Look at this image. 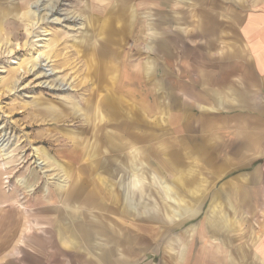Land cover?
Segmentation results:
<instances>
[{
    "label": "rangeland",
    "instance_id": "rangeland-1",
    "mask_svg": "<svg viewBox=\"0 0 264 264\" xmlns=\"http://www.w3.org/2000/svg\"><path fill=\"white\" fill-rule=\"evenodd\" d=\"M119 2L122 13L108 8L116 0H0V264H34L29 246L43 225L85 222L40 217L32 235L43 205L86 211L90 256L99 264H201L211 246L226 264H264V242L248 256L239 248L254 240L258 210L209 200L218 188L213 171L197 167L195 153L164 145L162 115L151 112L149 130L137 96L138 85L147 97L148 60L151 102L168 77L163 57L147 49V13L193 19L198 11ZM81 181L93 206L72 198L84 193ZM69 231L62 242L66 236L80 249V233Z\"/></svg>",
    "mask_w": 264,
    "mask_h": 264
},
{
    "label": "crops",
    "instance_id": "crops-1",
    "mask_svg": "<svg viewBox=\"0 0 264 264\" xmlns=\"http://www.w3.org/2000/svg\"><path fill=\"white\" fill-rule=\"evenodd\" d=\"M156 1L161 6L155 8H194L198 13L193 19H153L147 13V49L163 57L162 71L168 77H164L161 92L151 102L148 60L147 97L142 96L143 88L137 85V96L143 98L146 107L145 123L150 130L151 112L154 117L162 115L164 145L178 147L172 150L174 154L195 153L197 167L200 163L201 169L213 171L210 183L218 184V188L211 189L209 200L247 203L244 207L254 216L258 210L254 240L239 247L248 256L251 250L259 251L264 242V0H195L189 6L181 0L169 5ZM121 4L116 0L108 8L117 5L122 13L126 9ZM138 23L137 20L135 24ZM143 67L138 72H143ZM105 158L104 167L108 164ZM82 184L84 193L72 198H79L83 206H91L84 199L88 191L85 182ZM92 200L102 206V201ZM65 215L85 222L69 227L43 225L46 230H41L29 246L35 251L34 264H99L90 256V216L83 208L62 211L43 205L34 211L35 224L29 229L38 231L37 218L42 217L47 224L50 219ZM69 230L80 233V249L65 241L66 236L62 242L63 234L68 235ZM6 239L3 248L11 243L10 236ZM220 254L213 246L206 247L200 254L201 264H226L225 255Z\"/></svg>",
    "mask_w": 264,
    "mask_h": 264
},
{
    "label": "bare ground",
    "instance_id": "bare-ground-1",
    "mask_svg": "<svg viewBox=\"0 0 264 264\" xmlns=\"http://www.w3.org/2000/svg\"><path fill=\"white\" fill-rule=\"evenodd\" d=\"M2 141L0 140V145H2ZM0 152H1V156L3 157L5 154H4V149L3 147L0 148ZM4 164V163H3Z\"/></svg>",
    "mask_w": 264,
    "mask_h": 264
}]
</instances>
